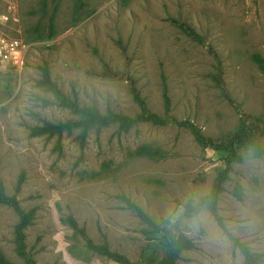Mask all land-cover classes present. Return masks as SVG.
Segmentation results:
<instances>
[{"label": "rangeland", "instance_id": "obj_1", "mask_svg": "<svg viewBox=\"0 0 264 264\" xmlns=\"http://www.w3.org/2000/svg\"><path fill=\"white\" fill-rule=\"evenodd\" d=\"M45 69L82 110L135 119L136 88L161 121L88 128ZM171 119L215 140L264 127V0H0V178L34 264H168L180 237L174 264H245L229 235L264 264V157L242 149L229 165ZM193 194L209 214L198 230ZM21 223L0 205L9 264H27Z\"/></svg>", "mask_w": 264, "mask_h": 264}, {"label": "trees", "instance_id": "obj_2", "mask_svg": "<svg viewBox=\"0 0 264 264\" xmlns=\"http://www.w3.org/2000/svg\"><path fill=\"white\" fill-rule=\"evenodd\" d=\"M180 26L184 30L193 34L192 31L186 26L184 25H180ZM260 64L263 65L262 62H260ZM44 82H45V85L56 95V97L62 102V104L66 108H69L73 110L75 113L82 114L86 117V122H84L83 124H85L88 128L94 125H107L112 122H120L124 126L130 127V126L135 125L138 121H145V120H150V119L154 121L155 120L161 121L160 118H158L154 114H151L147 110L146 104L142 100L140 93L137 91L136 88H132V93L134 95L135 101L140 105L143 111V115L133 119V118L120 116V115H111L109 117H105V116L96 114L92 111H85V110L80 109L75 103L70 101L61 92L58 86L52 81L50 74L48 72V69H45L44 71ZM170 121L179 123L173 119H171ZM179 124L189 127L193 131L196 139L198 140V142L201 144L203 148L211 149L215 152L227 154L228 156L227 163L229 165L231 164V162L242 160L241 156H239L238 154V151L242 149H251L256 158L261 159L264 157V149L262 148V145L260 143L261 137L264 136V127H261L260 125L256 123H250L248 122V120H245L243 124V128L239 132H237L233 136L223 138L221 140H215V139H211V138L204 136L201 133V131L190 122L186 121L184 123H179ZM0 205H5V206L13 208L17 212V214L20 216L22 223L17 229L18 253L19 255H21V257H23L27 261V264H34L33 261L29 259V257L26 254L24 228L28 224V217L25 215L24 211L22 210V208L20 207V204L16 201V199L14 197L7 195L1 178H0ZM216 211H217L216 203H214L213 212L215 213V216H217ZM219 221L221 222V225L224 228L225 232H227L222 221L220 219ZM72 222L75 225V222L74 221ZM76 230H78V232L81 234V236L83 237V239L86 241V243L91 249L97 251L103 256H106L118 262L125 261L124 257L111 252L108 246L94 245L93 242L90 239H88V237L85 235L83 230L78 229V228ZM229 236L235 241V244L237 245V247L240 249V251L244 255L245 264H259V260L257 256L253 254L252 251L245 244L241 243L238 239H235L232 235H229ZM179 242H180V247L179 249H175L173 258L170 259V262L168 264H174V260L177 258L180 251L182 250L181 248H185L189 245V243L185 241L183 237H180ZM0 264H9V263L1 259Z\"/></svg>", "mask_w": 264, "mask_h": 264}, {"label": "clouds", "instance_id": "obj_3", "mask_svg": "<svg viewBox=\"0 0 264 264\" xmlns=\"http://www.w3.org/2000/svg\"><path fill=\"white\" fill-rule=\"evenodd\" d=\"M191 203L195 209L192 214L190 220V226L194 230H198L202 226H207L209 223V214H208V207L205 202H202V198L200 194H193L189 195L186 198L185 203ZM244 223L242 224L243 227H246L250 230L256 227V221L249 217L243 218Z\"/></svg>", "mask_w": 264, "mask_h": 264}]
</instances>
